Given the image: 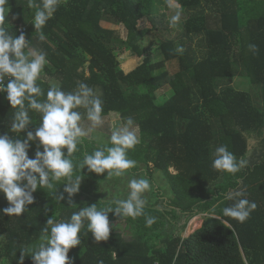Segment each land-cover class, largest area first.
Segmentation results:
<instances>
[{"label":"trees","instance_id":"16d2710c","mask_svg":"<svg viewBox=\"0 0 264 264\" xmlns=\"http://www.w3.org/2000/svg\"><path fill=\"white\" fill-rule=\"evenodd\" d=\"M178 2L181 20L172 26L174 11L166 0H60L43 28L45 41L39 42L32 25L36 9L29 0H8L14 20L10 24L6 17L9 34L18 36L24 28L29 44L46 52L43 77L37 81L45 93L40 99L51 86L72 92L79 83L87 84L102 99L103 119L116 114L124 123L131 117L139 128V143L128 152L136 161L130 172L142 173L153 185L163 177L170 190L164 197L155 185L158 200L144 209L155 217L151 227L145 216L109 213V240L97 243L85 222L80 246L69 251L73 264H264V151L251 155L249 150L255 138L264 148V0ZM158 19H167L168 27H160L161 22L147 31L142 27ZM115 27H124L127 36ZM172 31L177 35L169 38ZM127 51L143 59L129 72L118 59ZM175 60L179 70L170 74L166 65ZM238 75L249 80L254 95L231 85ZM163 90L171 91L168 98ZM14 112L6 94H0V134L25 139L39 126L40 115L30 111L33 124L15 134ZM222 145L237 160L245 159L246 167L236 174L215 170V150ZM78 147L74 164L94 151L97 141L87 137ZM37 148L38 141L31 142L30 158ZM76 174L83 180L72 197L74 206L67 204L61 181L53 190L38 188L35 202L20 217L0 213V264H17L21 251L31 255L37 250L49 218L69 220L92 204L115 207L103 198L107 173L98 176L85 168ZM239 189L257 205L244 223L222 213L233 203L226 194ZM7 206L0 195V209ZM199 216H204L201 228L183 238L189 222ZM24 264H33L30 256Z\"/></svg>","mask_w":264,"mask_h":264},{"label":"clouds","instance_id":"9594fccd","mask_svg":"<svg viewBox=\"0 0 264 264\" xmlns=\"http://www.w3.org/2000/svg\"><path fill=\"white\" fill-rule=\"evenodd\" d=\"M166 2L168 8L174 11L170 25L176 26L181 20L182 6L178 0ZM59 4L60 0H40V3L29 0L28 6L36 9L32 25L38 33L39 42L45 41L43 28L52 19ZM8 14V0H0V94H6L11 109H15L11 132L19 134L33 124L30 111L38 113L41 119L34 131H27L25 139L0 134V195L8 202L0 213L20 217L27 211V206L35 202L34 193L38 188L53 190L55 184L61 181L64 182L67 204L74 206L72 197L79 192L83 180L82 175L76 174L77 170L87 168L88 172L98 176L107 173L106 180L127 178L129 191L126 199L115 200L114 208L98 207L97 204L84 206L65 221L56 222L49 218L37 250L31 255L21 251L17 261V264H24V257L30 256L33 264H73L69 251L80 246L85 222L87 231L97 243L109 240V213L132 219L145 216L148 227L155 223V217L146 216L144 211V194L151 190L149 180L138 178L136 174L129 175V170L136 167V161L128 158V152L139 143L137 129L133 119L128 117L121 126L113 128L106 141L92 135L104 124L103 102L85 83H79L72 92L51 86L46 98L40 99L45 97V93L37 81L43 77L46 52L30 45L23 32L18 36L9 34L5 27ZM249 48L253 52L257 50L255 45H249ZM178 50L183 51L182 48ZM85 121L88 122L87 130L83 126ZM87 137L96 140L97 147L90 154L85 152L83 159L74 164L73 156ZM37 141L34 158H30L31 142ZM246 165L247 161L243 158L237 160L227 146L216 148L212 167L218 172L236 174ZM244 197L243 189L229 191L225 198L233 203L222 209L223 216L244 223L257 207ZM58 199L62 201L65 196L61 194Z\"/></svg>","mask_w":264,"mask_h":264},{"label":"rangeland","instance_id":"374dc122","mask_svg":"<svg viewBox=\"0 0 264 264\" xmlns=\"http://www.w3.org/2000/svg\"><path fill=\"white\" fill-rule=\"evenodd\" d=\"M210 13V12H209ZM167 15V13H166ZM8 21L10 24H13L14 20H13V12L9 11V14L7 16ZM159 22H161L160 27H168V23H167V19H158L156 21L153 20H149L146 21L145 23H143L142 27L147 31L150 27H153L154 25L157 27L159 26ZM116 30L120 31V35L123 36V38H125L127 36V31L126 29L123 27L122 29H120L119 27H115ZM179 31V30H178ZM181 32V31H179ZM146 34V33H145ZM152 32L150 31V34H146V38H151ZM169 38H173L176 37L177 32H171L168 33ZM152 50V49H151ZM133 53L131 51H127L125 52L123 55L119 56V61L121 63V69H123L125 72H129L131 71L133 68H135L136 65H131V60H128V57H132ZM138 62H142L143 59L139 58V60L137 59ZM166 69L170 74H173L174 71L176 70V65H166ZM90 73L87 72V76H89ZM247 81H249L247 79ZM247 81L244 77H242L241 75H238L232 82L231 85L234 86L237 90L240 91H250V93L252 95H254L252 89L249 88ZM165 92V93H164ZM171 91H162V96H165V98H168L170 96ZM161 97V96H160ZM162 98V97H161ZM162 100V99H161ZM123 124V122L121 121V118L119 117V115L116 114H112L110 116V119H104V124L101 128L95 130L94 133H92V135L96 136L98 140H107L108 136H110L111 131L113 130V128L115 127H119ZM85 130H87L88 128V123L84 125ZM137 129V136L139 135V128L136 127ZM91 138V137H88ZM92 139V138H91ZM258 150H260V152L264 151V148L259 146V139H250L249 142V150L251 152V155L255 154L256 152L258 153ZM251 159V157H250ZM249 159V160H250ZM129 175H134L130 172L129 170ZM138 178L139 177H145L142 173L137 174ZM147 178V177H145ZM150 182L151 185V190L147 193H145V198H146V205H154L156 203V201L158 200V196H157V192L154 190L155 185L157 187H159V189L162 190V193L164 195V197L170 196V190L167 187L166 184V180L163 177H158L155 181V185L152 184V181L147 178ZM128 188H127V178H119V180H114V179H108L107 182L105 183V185L103 186V198L104 200L107 201H115L118 199H126L127 197V193H128ZM163 199L161 198L160 202L161 205H163L162 203ZM204 221V216H199L197 218H193L190 222L189 225L187 227V229L185 230V232L182 233V237L186 238L189 235H191L193 232H195L197 229H199Z\"/></svg>","mask_w":264,"mask_h":264},{"label":"crops","instance_id":"0c3cea01","mask_svg":"<svg viewBox=\"0 0 264 264\" xmlns=\"http://www.w3.org/2000/svg\"><path fill=\"white\" fill-rule=\"evenodd\" d=\"M130 59H132L131 61V64H130V66L131 65H136L135 66V68L137 67V66H139V64H141V62H138L137 61V59L139 60V58L138 57H134V56H132V57H128V59H127V61L128 60H130ZM169 64H171V65H176V70L174 71V73H176L178 70H179V63L175 60V61H172V62H170V63H168V65ZM135 68H133V69H135ZM132 69V70H133Z\"/></svg>","mask_w":264,"mask_h":264},{"label":"built area","instance_id":"2783aa9c","mask_svg":"<svg viewBox=\"0 0 264 264\" xmlns=\"http://www.w3.org/2000/svg\"><path fill=\"white\" fill-rule=\"evenodd\" d=\"M20 32H25V29L24 28H20Z\"/></svg>","mask_w":264,"mask_h":264}]
</instances>
